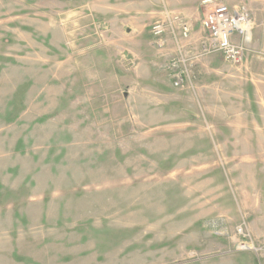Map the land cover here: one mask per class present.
Masks as SVG:
<instances>
[{"label":"rangeland","instance_id":"obj_1","mask_svg":"<svg viewBox=\"0 0 264 264\" xmlns=\"http://www.w3.org/2000/svg\"><path fill=\"white\" fill-rule=\"evenodd\" d=\"M130 1L0 0V264H264V106L258 153L227 163L202 109L237 66L209 55L175 88Z\"/></svg>","mask_w":264,"mask_h":264},{"label":"crops","instance_id":"obj_2","mask_svg":"<svg viewBox=\"0 0 264 264\" xmlns=\"http://www.w3.org/2000/svg\"><path fill=\"white\" fill-rule=\"evenodd\" d=\"M202 1L203 0L130 1L128 10H122V17L127 19L126 24L123 25V30L130 34L131 39H133V33L137 34L134 35V42L144 43L147 36L145 32L147 29V22L144 21V23H142L140 18H136V16H143L142 14L134 16L132 12L152 7L153 9L150 10L153 20L150 22L154 21V23H156L158 21H165L167 19V13H174L182 17L191 26L193 32L196 34V36L193 35L192 37V43L194 39V43L196 44L202 37L201 28L202 19L204 17V10L201 8ZM246 2L254 16L255 29L253 31L251 50L246 55L244 64L237 67V76L234 77L232 84V98L224 99L223 88L218 84L216 99H211L212 103L210 104L209 97L205 96L206 106L202 109V115L206 118L208 129L211 122L216 123L215 130L218 138H229L228 142L231 146H217L215 148L217 154L224 155L226 158L227 155H234L237 156L238 161H241L242 153H258L256 137H258L259 132H263L261 129L257 131V127L260 128L256 126L259 118L254 113V108L257 105L256 102L253 101V98L256 96L257 101L260 103V107L264 106V85L258 78L263 75L261 65H264V0H246ZM113 24H115L114 21ZM168 41L167 48L165 47L163 51H160L156 47V53H158L157 56L160 59V64L162 61L161 53L167 55L175 52L174 37L169 35ZM155 63H157L156 60ZM207 89L206 87V90ZM203 91L205 90L203 89ZM219 91H221V94ZM260 121L264 122V113H260ZM226 133H228V136H226ZM244 139L248 140L247 146H245ZM206 154V158H208L206 161L207 165H213L209 160L211 159L210 156L214 154V150L209 148L206 150ZM248 161L250 162V160ZM226 162L229 163V158L226 159ZM235 170L236 169L230 170L231 179L236 177ZM237 171L240 172L238 169Z\"/></svg>","mask_w":264,"mask_h":264},{"label":"built area","instance_id":"obj_3","mask_svg":"<svg viewBox=\"0 0 264 264\" xmlns=\"http://www.w3.org/2000/svg\"><path fill=\"white\" fill-rule=\"evenodd\" d=\"M202 37L200 51L193 49L192 32L189 24L174 13H167L165 21H158L151 27L155 46L161 51L169 43L168 36L174 37L175 52L164 59L161 68L169 75L175 88L192 86L193 64L209 55H220L229 65L241 66L251 50L255 19L245 5H229L219 0H203ZM236 232L245 239L238 243L236 250H255L252 236L246 222Z\"/></svg>","mask_w":264,"mask_h":264}]
</instances>
